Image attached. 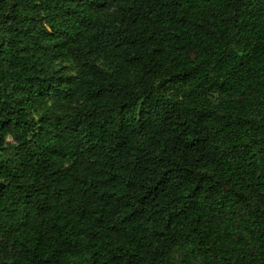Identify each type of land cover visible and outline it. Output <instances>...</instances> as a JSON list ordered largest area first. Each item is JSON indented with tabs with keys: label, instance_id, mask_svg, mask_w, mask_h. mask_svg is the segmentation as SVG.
<instances>
[{
	"label": "trees",
	"instance_id": "trees-1",
	"mask_svg": "<svg viewBox=\"0 0 264 264\" xmlns=\"http://www.w3.org/2000/svg\"><path fill=\"white\" fill-rule=\"evenodd\" d=\"M0 264H264V0H0Z\"/></svg>",
	"mask_w": 264,
	"mask_h": 264
},
{
	"label": "water",
	"instance_id": "water-1",
	"mask_svg": "<svg viewBox=\"0 0 264 264\" xmlns=\"http://www.w3.org/2000/svg\"><path fill=\"white\" fill-rule=\"evenodd\" d=\"M2 188V184L0 183V189Z\"/></svg>",
	"mask_w": 264,
	"mask_h": 264
}]
</instances>
